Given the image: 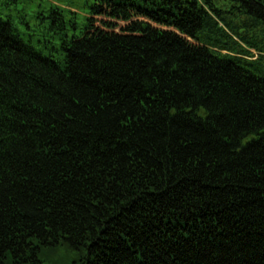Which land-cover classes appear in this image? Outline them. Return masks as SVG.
Here are the masks:
<instances>
[{
    "label": "trees",
    "instance_id": "16d2710c",
    "mask_svg": "<svg viewBox=\"0 0 264 264\" xmlns=\"http://www.w3.org/2000/svg\"><path fill=\"white\" fill-rule=\"evenodd\" d=\"M85 7L0 0V264H264V0Z\"/></svg>",
    "mask_w": 264,
    "mask_h": 264
},
{
    "label": "rangeland",
    "instance_id": "374dc122",
    "mask_svg": "<svg viewBox=\"0 0 264 264\" xmlns=\"http://www.w3.org/2000/svg\"><path fill=\"white\" fill-rule=\"evenodd\" d=\"M86 0H29L31 8H34L36 4H40L43 7L48 5H53L65 12L75 13L78 16V20L81 21L87 13V8L85 7ZM254 71L260 74H264V65L254 64ZM252 68H250L251 70ZM78 254L75 251L67 248L66 246H61L57 249L55 255L51 257V260L44 259L43 264H73L77 260Z\"/></svg>",
    "mask_w": 264,
    "mask_h": 264
}]
</instances>
